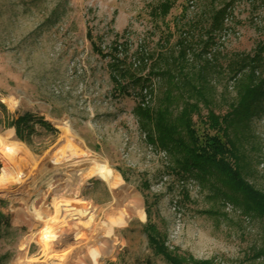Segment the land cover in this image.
<instances>
[{
  "label": "rangeland",
  "instance_id": "1",
  "mask_svg": "<svg viewBox=\"0 0 264 264\" xmlns=\"http://www.w3.org/2000/svg\"><path fill=\"white\" fill-rule=\"evenodd\" d=\"M225 8L227 20L214 31L212 14ZM184 40L196 62L216 53L220 68L209 80L215 110L223 115L236 96L227 64L264 43V0H0V135L13 131L26 151L25 159H16L19 177L0 188V215L13 229L0 230V264H15L18 257L32 259L29 264H80L86 251L72 257L47 241L45 230L58 228L59 239L69 235L79 248L125 212L131 217L114 227L111 253L97 264H166L149 247L148 207L176 255L212 264H264V257L255 255L264 248V224L228 199L212 178L201 183L177 175L173 158L149 141L134 114L142 103L140 89L129 84L126 95L114 89L115 51L136 67L142 53L176 52ZM142 76H149L148 68ZM152 83L156 91L144 101L154 107L161 84L153 76ZM22 117L29 121L19 135L16 122ZM58 122L71 130L77 154L59 163L69 148ZM238 132L245 177L264 191V116L253 117ZM83 153L105 162L120 188L92 177ZM73 188L89 209L57 227L51 221L54 200L62 194L71 198ZM77 233L89 236L76 238Z\"/></svg>",
  "mask_w": 264,
  "mask_h": 264
},
{
  "label": "trees",
  "instance_id": "2",
  "mask_svg": "<svg viewBox=\"0 0 264 264\" xmlns=\"http://www.w3.org/2000/svg\"><path fill=\"white\" fill-rule=\"evenodd\" d=\"M168 10L163 9L164 15ZM227 10L213 12L214 31L223 28L228 17ZM118 47L115 45V50ZM190 49L184 40L176 52L158 55L142 53L136 67L128 66L115 51L110 63L114 89L121 95L128 94L129 84L140 89L138 93L142 103L137 105L134 114L149 141L173 158L177 175L193 177L201 183L210 182L212 178L226 190L224 192L219 187L228 199L264 224V191L246 179L245 159L235 139L239 137L240 126H247L257 115L264 116V43H260L253 53L233 55L227 64L236 96L230 104V111L223 115L215 110V89L209 80L210 74L220 68L216 53L212 56L207 53L204 61L196 62L194 58L189 59ZM194 56L201 59V55ZM147 68L149 76L145 78L142 73ZM152 76L158 78L161 84L159 100L154 107L144 101L156 91ZM202 106L207 110L205 115L202 114ZM28 121V118L22 117L16 122L18 134L26 128ZM2 204L0 200V206ZM147 215L145 234L154 256L162 258L166 264H212L171 252L166 246L165 236L153 220L150 207L147 208ZM3 226L13 230L9 219L0 215V230ZM255 255L258 259L264 257V248H257Z\"/></svg>",
  "mask_w": 264,
  "mask_h": 264
},
{
  "label": "bare ground",
  "instance_id": "3",
  "mask_svg": "<svg viewBox=\"0 0 264 264\" xmlns=\"http://www.w3.org/2000/svg\"><path fill=\"white\" fill-rule=\"evenodd\" d=\"M16 103L14 102L13 105ZM63 129V133L65 135V142L68 144L69 152L67 155H61V158L56 162H67L71 160L72 157L76 156L77 154L74 152L73 148V137L71 135V130L65 123L58 122ZM57 124V123H56ZM14 132L9 131L4 135H0V144L2 148V158H3V165L0 170V188L3 187L5 184H8L10 181H13L19 177V173L17 171L20 169V165L16 163L17 158L25 159V146L14 138ZM83 157L87 158L92 166L89 170L92 177H96L102 182H104L110 189L120 188L119 178L116 176L115 172L107 166L105 162L100 160L94 159L89 157V154L83 153ZM1 190V189H0ZM77 188H73V192L71 193V198L63 199V194L59 195L54 200V208H55V215L51 218V221L54 224L59 226H64L68 222V218H72L73 216H78L86 213L89 209L88 204L83 201L82 199H77L78 193L75 191ZM62 198V199H61ZM73 207H76L73 209ZM134 213L140 216L142 219H145V213L143 211H139L138 208L134 209ZM125 215V218H124ZM124 215L116 220L108 223L103 228L101 235H97L95 237H91L87 243L81 245V247L77 245L78 242H70L71 236H65L63 239H59L56 236V231L58 228L52 230L50 227L45 230V239L49 242H53L56 245L64 247L67 251L69 250L73 257L82 254L84 251L87 252V259L80 264H97L98 260L102 257L107 256L111 253L110 247V238L112 237L113 230L115 226H124L127 223V220L131 217V213H124ZM41 219V217H38ZM90 218L89 221H91ZM58 227V226H57ZM89 235H85L83 233H77L75 237H88ZM58 238V239H56ZM104 238V239H103ZM56 241V242H55ZM54 244V245H55ZM57 246V247H59ZM69 255V257H71ZM66 262H70L69 259L65 260ZM32 262V259L18 257L15 264H29Z\"/></svg>",
  "mask_w": 264,
  "mask_h": 264
}]
</instances>
